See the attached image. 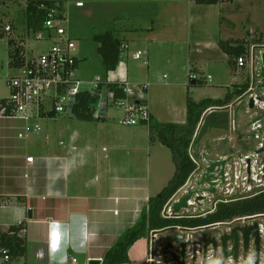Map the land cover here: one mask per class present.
Instances as JSON below:
<instances>
[{"label": "rangeland", "instance_id": "374dc122", "mask_svg": "<svg viewBox=\"0 0 264 264\" xmlns=\"http://www.w3.org/2000/svg\"><path fill=\"white\" fill-rule=\"evenodd\" d=\"M164 1H181L177 17L171 16L173 13L166 15L165 12H161L162 18L165 19H157L156 14L161 9L158 4H149V7L140 10L145 19L135 17L137 11L133 10L134 8L125 7L123 12H118L116 9L107 11L103 7L87 6L81 10L72 4L65 12L66 20L63 28L65 37L70 42L69 53L78 59L76 75L81 81L110 80V75L106 74L97 53L98 44L93 40V36L110 32L121 44L124 43L118 65L120 73L128 72L129 76H132L129 77V82L133 85H149L147 91L141 94L136 91L135 94L142 95L144 101L148 100L149 95L151 106L158 113V118L166 123L185 121L188 97L197 102L204 99L222 100L228 92H233L238 86L249 83V89L241 98H233L228 105L229 108L227 106L226 109H216L203 114L192 142L195 146H190L188 151L196 165V170L162 212V216L166 218H195L212 213L219 202H230L264 193V182H262L264 176L259 173L264 152L255 154L258 144L264 143V83L257 63L254 62L253 67H250V57L252 55L258 57L259 53L264 52V48L260 46L248 48L243 57L245 64L242 68L237 66L235 58L230 59L231 63L236 64L233 70L229 65V58L218 46L220 42L229 38L232 39L230 41L245 38L249 30L254 31L252 36L248 34L252 37L251 40H256L261 33L264 35V0H225V11L218 5L212 6V9L205 6L199 8V5L191 0ZM24 7V1L0 2V34L3 36L0 37V99L9 97L10 90L5 81L14 75V71L8 66V41L13 40L18 46L23 43L24 51L26 50L27 53L32 51L36 54L43 48L41 43L34 40L33 34H27L22 16ZM212 11L214 13L211 14ZM164 20L172 22L169 23V27L173 31L159 38H147L148 40L145 41L143 39L145 36L133 32L136 28L161 27ZM182 24L183 29H178ZM6 27L10 30L5 31ZM254 44L260 45L256 42ZM194 68L198 69L199 73L193 72L189 76V71ZM191 77L197 80V84L190 83ZM252 96L259 98L260 101L254 102L253 109H249ZM132 100L130 99V102ZM174 110L177 113L173 116ZM107 113L111 118L124 115L123 109L114 107H109ZM73 122L64 116L40 119L38 124L41 132H31L27 139L22 141L17 138L22 123L11 118H0V140H14L7 143L24 147L23 151L20 149V154L37 155L38 144L40 141L44 142V136H48L47 141L52 147L56 140V130ZM257 123L261 125V129L255 131L253 126ZM117 124L123 126L119 122ZM256 136L259 137L258 140L255 139ZM205 158L211 161L228 160L227 172L231 170L232 164L234 178L226 187H220L217 182L215 195L208 193L195 195L188 202L187 209L174 214L171 210L173 204L188 191L199 190L196 184L207 166ZM248 164L250 171L247 169ZM3 172L6 178L7 174ZM8 183L6 179L0 180V186L5 187ZM198 196H203L204 199L198 201L196 199ZM11 199V197H1L0 206H9ZM18 210L14 207L0 209V227L17 224L18 219L15 216ZM259 216L262 215L254 217ZM257 222L264 227V220ZM10 227H1L0 236L7 234ZM221 227H218L217 233L225 230ZM34 228L31 226L26 235V254L16 260L18 264H41L34 258V250L39 239V233L36 235ZM212 232L215 231H211V227H202L196 230L174 228L151 233L148 239L139 241L130 250V264H150V260H152L151 264H157L160 258L162 260L161 254L158 258L157 252H161L159 249L168 235L174 238L178 234L194 233L201 237ZM19 235L22 236L20 233ZM210 259L211 257L207 260L208 263ZM217 259L219 260V256ZM201 262L202 254L199 255V264H202Z\"/></svg>", "mask_w": 264, "mask_h": 264}, {"label": "crops", "instance_id": "0c3cea01", "mask_svg": "<svg viewBox=\"0 0 264 264\" xmlns=\"http://www.w3.org/2000/svg\"><path fill=\"white\" fill-rule=\"evenodd\" d=\"M163 1L69 0L62 4V11L65 16L69 5L82 2V7H75L81 10L87 6L103 7L107 11L116 9L118 12L129 7L137 11L135 17L145 19L140 10L149 7V4H158L161 9L156 14L157 19H165L161 12L166 15L173 13L171 16L177 17L181 1ZM224 2L220 0L216 5L225 11ZM201 7L204 6L199 5ZM205 7L212 9V6ZM169 23V20H164L161 27L136 28L133 32L145 36L143 39L147 41L173 31ZM183 27L182 24L178 29ZM253 33L249 30L246 37L239 40L244 41L245 48H264V35L261 33L256 40H251ZM121 46L124 48L125 44ZM231 65L234 70L236 64ZM193 72L198 74L199 70L191 69L189 76ZM106 74L110 75V80L103 81L105 83H131L129 77L132 76L128 72L121 74L119 66L114 72ZM195 81L194 78L190 83L194 85ZM145 103L150 117L166 123L158 118L149 95ZM123 117L111 118L107 112L101 120L83 121L67 117L74 122L56 130L52 147L47 141L48 136H44V142L38 144L37 155L20 154V149L23 151L24 147L7 143L14 140H0V180L9 181L5 187L0 186V198H12L9 206L0 209H19L15 216L17 224L1 227L22 224L25 229L19 236L26 239L31 226H34L36 235L39 233L34 258L41 264H77L74 262L76 256H83L85 264L88 261L102 262L117 238L138 221L147 208L148 200L161 192L173 177L175 167L170 151L158 143H150L147 127L143 124L118 126L117 122ZM185 122L186 115L185 121L169 124L184 125ZM27 157L34 159L32 164L26 163ZM3 171L7 174L6 178ZM29 211L31 219L27 216ZM51 222L59 223L61 236L59 250L55 253L47 247Z\"/></svg>", "mask_w": 264, "mask_h": 264}, {"label": "trees", "instance_id": "16d2710c", "mask_svg": "<svg viewBox=\"0 0 264 264\" xmlns=\"http://www.w3.org/2000/svg\"><path fill=\"white\" fill-rule=\"evenodd\" d=\"M10 1L25 2L22 16L27 34H35L45 30L44 22L47 18V11L53 8L55 3L32 0H0L2 3ZM191 1L196 5L213 6L218 4L220 0ZM0 37H3L2 34H0ZM93 40L98 44L97 53L105 72H114L120 60L121 43L110 32L95 35ZM7 44L9 47V68L16 69L21 67L23 65L21 59L23 48L15 45L13 40H9ZM218 46L229 58L230 66H232L230 59L243 58L248 49L245 48L243 40L224 41L220 42ZM195 84H197V81H195ZM102 87L107 93L113 92L115 99H121L124 96L118 83L104 82ZM248 89L249 83L247 82L238 86L233 92H228L222 100L204 99L196 102L188 97L186 101V122L184 125L159 123L150 116L147 123H143L148 130L149 142L158 143L170 151L175 172L167 186L155 197L148 200L147 208L142 211L138 221L117 238L114 245L105 253L101 264H130V250L139 241L148 239L151 233L174 228L197 229L214 224L229 223L236 219L264 215V193H260L250 198L219 202L212 213L200 217L164 218L162 216V212L171 198L186 184L189 177L196 170V165L188 151L190 146H192L195 132L203 114L212 109L227 107L233 98H241ZM96 99L95 96H91L87 92L80 94L77 104L74 106L75 118L83 121L99 120L92 117V107L96 103ZM52 116L49 114V118H53ZM24 229L25 226L19 224L10 227L7 234L1 235L2 245L9 250L14 260L21 259L26 254V240L18 236ZM16 264L18 263L16 262Z\"/></svg>", "mask_w": 264, "mask_h": 264}, {"label": "built area", "instance_id": "2783aa9c", "mask_svg": "<svg viewBox=\"0 0 264 264\" xmlns=\"http://www.w3.org/2000/svg\"><path fill=\"white\" fill-rule=\"evenodd\" d=\"M68 1H50L55 5L47 11V18L44 22L45 30L33 34L34 40L41 43L43 48L36 54L32 51L27 53L26 50L24 51L25 45L23 43L19 44L23 48L21 53L23 65L16 69L13 68L14 75L5 81L10 90V95L8 98L0 99V118H11L22 123L18 129V140H26L31 132H41L38 120L49 118V114L53 115L52 117L74 118V106L77 104L79 95L84 92L97 98L92 107L93 119L103 118L109 107L123 109L124 117L119 120V124L123 126L145 124L149 119L144 97L135 94L136 91L140 94L147 91L148 84L119 83L124 96L121 99H115L113 92L107 93L102 87L104 85L103 81L84 82L78 79L76 75L77 60L69 53L68 45L70 42L65 37L63 28L66 18L62 11V5H60ZM75 6L80 8L83 3L76 2ZM4 29L5 31L10 30L8 27ZM254 62L259 67L261 66L259 57L252 55L250 57V67H253ZM244 64L242 57L237 59L239 68H242ZM190 79L194 80L193 77ZM130 99L133 100L130 102ZM252 99L256 103L260 101L259 98L253 96ZM259 129H261V125L254 124L253 130ZM258 138L256 136L255 139L258 140ZM261 148H264L262 142L258 144L256 149ZM25 161L27 164H32L34 159L27 157ZM259 173L264 176L261 168H259ZM0 208H3V206H0ZM59 246V223L51 222L47 240L48 250L58 251ZM38 257L41 256L38 255ZM160 261L156 263L159 264ZM149 263L151 264L152 260ZM0 264H16V260L12 258L9 250L2 245L1 236Z\"/></svg>", "mask_w": 264, "mask_h": 264}, {"label": "flooded vegetation", "instance_id": "af4514ba", "mask_svg": "<svg viewBox=\"0 0 264 264\" xmlns=\"http://www.w3.org/2000/svg\"><path fill=\"white\" fill-rule=\"evenodd\" d=\"M249 164L247 165V169H249L250 171ZM228 166L229 164L225 166L224 176L226 179L223 183L219 182L220 187H226L228 182L231 181L230 170L229 172H227ZM261 166H262L261 168L262 173H264V157L261 158ZM226 173H228V176H226ZM233 178H234V174L232 175V179ZM197 187L199 188V190L203 188V186H198V185ZM262 218H264V215L259 217H250V218L247 217V219L245 220L236 219L229 223L210 225L208 227H211V231H215V232H212L213 234L207 233L201 237L197 236L194 233H190L188 235L178 234L184 236L185 242L191 243V245H189L186 248L185 264H197V263L199 264V255L203 253V245L205 243L209 244V246L206 249L205 264H213V262H215L216 264H230L233 262V264H235L234 263L235 256L237 260L236 264H245V260H244L245 256L247 258L246 264H264V227H262V225L257 222L259 220H264ZM219 226H222L221 228H224L225 230L217 233ZM254 226L257 229L256 231L255 228L253 229ZM183 230H191V229H183ZM192 230H196V229H192ZM244 231L248 233L246 240L244 238ZM167 240L170 241L172 244H174V240L172 236L170 235L166 236L164 241ZM212 241L214 242V246L212 245L213 244ZM224 246L225 248L223 249ZM174 248H177V246L174 245ZM159 250H161V248ZM157 253L159 256L158 258H160L161 252H157ZM217 255L219 256V260L217 259L218 257ZM210 257H211L210 263H208L207 260ZM162 263L163 262L161 260V263L159 264Z\"/></svg>", "mask_w": 264, "mask_h": 264}, {"label": "water", "instance_id": "95a60500", "mask_svg": "<svg viewBox=\"0 0 264 264\" xmlns=\"http://www.w3.org/2000/svg\"><path fill=\"white\" fill-rule=\"evenodd\" d=\"M259 60H260V72L262 75V83H264V52H261L258 54ZM249 109H253L254 107V101L253 99H250L249 101ZM216 109H212L211 111H214ZM264 152V149H259L255 151V154H260ZM205 161L207 163V166L205 168L204 173L200 176L199 181L197 183L198 186H203L200 190H190L188 191L185 195L182 196V198L177 201L175 204L172 206V212L174 214H178L180 210H185L188 208V202L195 196V195H201L203 193H208L211 195H215L217 188V182H224L225 181V176H224V171H225V166L229 163L228 160H219V161H211L208 158H205ZM232 175H233V169L231 165V170H230V177L232 180ZM206 186L207 188H205ZM196 199L202 200L204 199L203 196H198ZM32 215L31 212H28V218L31 219ZM255 228V231L257 230L256 227L254 226L253 229ZM248 233L244 231V238L245 240L247 239ZM174 244H172L170 241H165L161 245V257H162V262L163 264H185V256H186V248L191 245L190 242H185L184 241V236L182 235H176L174 238ZM212 245L214 246V242L212 241ZM174 245L177 246V248H174ZM209 246L208 243H205L203 245V253H202V264H205L206 261V249ZM225 246L223 247V249ZM236 249V248H235ZM226 259V258H225ZM245 264L247 263V258L245 256ZM75 262L77 264H85V259L83 256H76L75 257ZM234 263H237L236 256L234 257ZM87 264H101L100 261H88ZM213 264H216L213 262Z\"/></svg>", "mask_w": 264, "mask_h": 264}, {"label": "clouds", "instance_id": "9594fccd", "mask_svg": "<svg viewBox=\"0 0 264 264\" xmlns=\"http://www.w3.org/2000/svg\"><path fill=\"white\" fill-rule=\"evenodd\" d=\"M60 240H61V236H60ZM50 252H52V253L54 252V253H55L56 251H52V250H50Z\"/></svg>", "mask_w": 264, "mask_h": 264}, {"label": "bare ground", "instance_id": "6f19581e", "mask_svg": "<svg viewBox=\"0 0 264 264\" xmlns=\"http://www.w3.org/2000/svg\"><path fill=\"white\" fill-rule=\"evenodd\" d=\"M255 177V176H254ZM262 182H264V180H262Z\"/></svg>", "mask_w": 264, "mask_h": 264}]
</instances>
